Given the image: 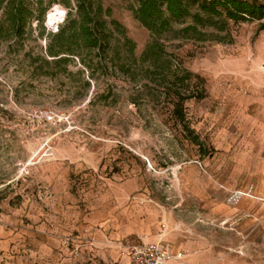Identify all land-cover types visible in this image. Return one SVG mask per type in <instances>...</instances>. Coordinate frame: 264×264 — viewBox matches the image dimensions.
<instances>
[{"label":"rangeland","instance_id":"rangeland-1","mask_svg":"<svg viewBox=\"0 0 264 264\" xmlns=\"http://www.w3.org/2000/svg\"><path fill=\"white\" fill-rule=\"evenodd\" d=\"M23 1V37L0 38V264H129L130 245L158 239L179 255L166 264H264L258 22L160 36L171 68L192 73L183 88L202 92L183 103L190 135L172 115L170 74L45 63L46 34L74 1ZM101 2L139 57L150 34L134 0Z\"/></svg>","mask_w":264,"mask_h":264},{"label":"trees","instance_id":"trees-1","mask_svg":"<svg viewBox=\"0 0 264 264\" xmlns=\"http://www.w3.org/2000/svg\"><path fill=\"white\" fill-rule=\"evenodd\" d=\"M73 1L72 12L69 0H61L70 10L58 29L47 32L50 39L43 61L65 66L76 57L90 69L93 58H98L97 63L104 60L105 66L110 63L111 70L128 75H131L132 65L141 67L146 78L150 73L170 74L172 86L166 89L171 90L172 115L190 135L192 131L185 121L183 103L191 98H201L202 92L193 93L183 88L192 73L171 68L160 36L172 32L174 36L202 39L206 36L204 29L222 30L228 21H256L258 30L264 29V0H134L135 5L130 8L132 15L150 34L141 54L136 57L133 41L126 36L123 26L110 18V9L104 8L101 0ZM43 16L44 9H41L34 19L42 22ZM32 17L33 9L23 0H0V26L7 22V28L0 27V38L23 37L27 19ZM185 21L188 22L186 25L173 29L174 23ZM43 31L42 27V34ZM196 138L194 135L195 141Z\"/></svg>","mask_w":264,"mask_h":264},{"label":"built area","instance_id":"built-area-1","mask_svg":"<svg viewBox=\"0 0 264 264\" xmlns=\"http://www.w3.org/2000/svg\"><path fill=\"white\" fill-rule=\"evenodd\" d=\"M56 28L52 30H56ZM45 114L49 119L53 117L51 112ZM43 151H47L46 148ZM240 194L239 192L234 193L233 198L240 197ZM178 256L173 252L171 245L162 239L142 240L141 242L130 245L128 249L129 264H166L168 260H175Z\"/></svg>","mask_w":264,"mask_h":264},{"label":"crops","instance_id":"crops-1","mask_svg":"<svg viewBox=\"0 0 264 264\" xmlns=\"http://www.w3.org/2000/svg\"><path fill=\"white\" fill-rule=\"evenodd\" d=\"M239 198V197H238ZM238 198H236V199H238Z\"/></svg>","mask_w":264,"mask_h":264}]
</instances>
